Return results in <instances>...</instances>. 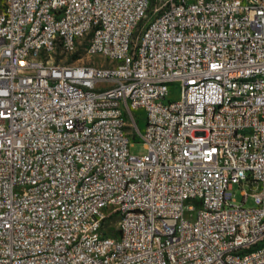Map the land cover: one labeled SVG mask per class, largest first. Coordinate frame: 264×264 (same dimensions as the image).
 I'll return each mask as SVG.
<instances>
[{
    "label": "built area",
    "instance_id": "2783aa9c",
    "mask_svg": "<svg viewBox=\"0 0 264 264\" xmlns=\"http://www.w3.org/2000/svg\"><path fill=\"white\" fill-rule=\"evenodd\" d=\"M156 1L0 0V264H264V0Z\"/></svg>",
    "mask_w": 264,
    "mask_h": 264
},
{
    "label": "rangeland",
    "instance_id": "374dc122",
    "mask_svg": "<svg viewBox=\"0 0 264 264\" xmlns=\"http://www.w3.org/2000/svg\"><path fill=\"white\" fill-rule=\"evenodd\" d=\"M156 6H157V1L153 0L150 11L146 17V19L144 20V22L142 23V25L146 24V22H148L156 13ZM81 53H82V49H80ZM77 57V55H74L72 57H69V60H74ZM181 97V89H180V85L178 83H172L169 85V96L167 98V100H177ZM136 113L139 115V127L141 129H144L145 127V118H144V110L143 109H137ZM130 151L133 154H142L146 151L144 142L139 139L138 137H135L133 139V145L130 147ZM243 188H247L248 191H250V189L245 186V185H234L232 187V192L234 193V198L236 200V202L238 203H242V190ZM253 203L252 198H249L248 201L245 203L246 206L251 205ZM114 222L116 221V219L113 220Z\"/></svg>",
    "mask_w": 264,
    "mask_h": 264
}]
</instances>
